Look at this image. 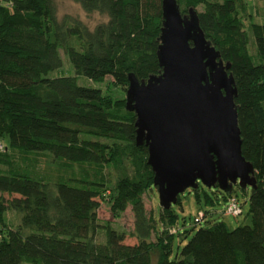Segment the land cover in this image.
<instances>
[{"label": "trees", "instance_id": "obj_1", "mask_svg": "<svg viewBox=\"0 0 264 264\" xmlns=\"http://www.w3.org/2000/svg\"><path fill=\"white\" fill-rule=\"evenodd\" d=\"M75 1L109 20L91 29L74 16L59 19L56 0H0V138L10 144V152L0 150V264H264V22L246 19L244 0H178L184 15L198 12L206 37L231 65L255 185L249 223L200 227L176 251L174 205L163 207L161 220L146 208L144 196L157 186L149 146L138 143L136 112L127 97L79 82L112 76L127 91L131 76L161 74L163 0ZM62 50L76 76H49L64 65ZM34 151L79 164L81 172L51 178L18 164L19 153ZM211 189L225 200L235 191ZM100 199L115 213L132 206L138 243L100 221ZM177 204L183 206L181 194ZM10 210L20 214L17 225L9 223Z\"/></svg>", "mask_w": 264, "mask_h": 264}, {"label": "water", "instance_id": "obj_2", "mask_svg": "<svg viewBox=\"0 0 264 264\" xmlns=\"http://www.w3.org/2000/svg\"><path fill=\"white\" fill-rule=\"evenodd\" d=\"M161 74L130 77L127 99L137 114L138 143L149 146L161 205L199 182L223 191L255 185V167L242 151L231 65L205 35L198 12L184 15L178 0H163Z\"/></svg>", "mask_w": 264, "mask_h": 264}, {"label": "rangeland", "instance_id": "obj_3", "mask_svg": "<svg viewBox=\"0 0 264 264\" xmlns=\"http://www.w3.org/2000/svg\"><path fill=\"white\" fill-rule=\"evenodd\" d=\"M244 1L246 4L244 11L246 13V19L248 20L250 18L256 22H264V0ZM56 4L59 19H63L66 15L74 16L82 20L91 29H94L98 24L107 22L109 20L107 14H103L98 11L88 12L82 7L80 3L76 2L75 0H56ZM249 46L251 52H256V41L255 35L253 33H251V42ZM62 57L64 60V65L57 70L51 71L49 76H76V67L66 54L65 50H62ZM79 82L82 85L101 88L104 93L110 94L113 97H127V91L115 83L112 76H108L104 81H94L86 76H80ZM0 143L4 144L5 147H8V152H10L8 138L1 137ZM31 153L34 154L19 153V157L17 158L18 164L25 168L28 167L32 170H35L36 172L47 175L51 178H60L62 176H70L72 174H79L81 172L82 166L79 164H72L71 166V163L62 162L61 159H57L48 153H40L35 151ZM24 158H28V160H25ZM106 172H112L113 178L117 177L118 175L117 170L113 168H108ZM199 184V190H197L198 187L188 188L185 190V192L181 193L183 206L178 205L177 203L174 204V208L179 214V219L176 225L170 227V231L172 230L177 234L175 240L176 251L179 244L184 245L187 243L194 235L195 231L200 227L210 226L216 221H225L230 229H234L240 225L250 222L249 198L253 189L251 185H248L244 190L239 184H236L234 194L232 195H236L241 200L244 205V212L242 215L235 217L225 213L226 201L232 195H229L225 200L221 192H214L211 189L212 187L210 188L201 182H199ZM214 189L215 188H213V190ZM207 192H209V194L214 197L215 202H211V200L208 199ZM5 195L8 199H12L17 196V194L9 193H5ZM144 199L147 210L153 213L158 220H161L162 214H164V212L163 206L161 205L158 188L155 187L154 189L149 190L145 194ZM201 211H204L207 216L202 224L197 221ZM6 215L10 224L13 226L17 225L20 220V214L18 212L10 210ZM98 216L103 224L110 222L116 229L125 232L126 243H138V238L135 236V216L132 206H129L126 211L115 213L112 210V204L108 199H100ZM159 226H163L162 222L159 223ZM153 238H155V235ZM1 240L2 235L0 232V242ZM100 240H106L105 234L100 235ZM23 264L30 263L24 262Z\"/></svg>", "mask_w": 264, "mask_h": 264}, {"label": "built area", "instance_id": "obj_4", "mask_svg": "<svg viewBox=\"0 0 264 264\" xmlns=\"http://www.w3.org/2000/svg\"><path fill=\"white\" fill-rule=\"evenodd\" d=\"M5 149H6V147L4 146V144L0 143V150H5ZM243 206L244 205L241 202V200L236 195H232L226 201L225 213L232 215V216H235V217H238V216L242 215L244 212ZM206 217L207 216H206L205 212L201 211L199 214V217L197 218V221L199 223H202L206 219Z\"/></svg>", "mask_w": 264, "mask_h": 264}]
</instances>
